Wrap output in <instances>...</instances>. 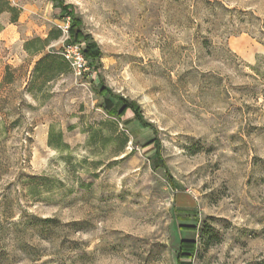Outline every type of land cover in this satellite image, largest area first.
<instances>
[{"label": "rangeland", "instance_id": "1", "mask_svg": "<svg viewBox=\"0 0 264 264\" xmlns=\"http://www.w3.org/2000/svg\"><path fill=\"white\" fill-rule=\"evenodd\" d=\"M7 1L0 264H264V0Z\"/></svg>", "mask_w": 264, "mask_h": 264}, {"label": "trees", "instance_id": "2", "mask_svg": "<svg viewBox=\"0 0 264 264\" xmlns=\"http://www.w3.org/2000/svg\"><path fill=\"white\" fill-rule=\"evenodd\" d=\"M219 4V3H216ZM220 5V4H219ZM221 6V5H220ZM222 8L226 10L223 6ZM2 14H9L11 16L10 23H14L17 19V14L18 11L11 7L10 3L7 0H0V15ZM240 26H243V23H239ZM71 30V25L69 26L68 29V34L70 33ZM239 33H248L247 29H240ZM47 41H40L39 39L31 40L26 42L24 46V50L28 53H39L43 50L41 46L39 48H33V45L35 43L41 44L42 46L46 44ZM49 60H53V62L56 65L49 66ZM56 61V62H55ZM57 61L59 64H64L65 61L64 59L57 58L52 55H46L42 57L36 64L34 74L36 75H41L44 78H47L49 76V72H58L60 70L57 66ZM20 120L19 119H14L6 123L5 121L0 123V139L5 138V136H8V134L16 127L20 125ZM59 142L61 139V136L59 135ZM48 146L49 147H54L55 145L53 144V134L50 133L48 136ZM9 149L6 147L5 143L3 141H0V180H2L4 177H6L9 172L11 171V165H10V159H9ZM34 187H31L27 185L26 189L31 191L33 190ZM14 200L11 199V193H10V188H2L0 187V222L1 221H7L10 219L11 216V211H12V206L14 204ZM193 244L196 245V242Z\"/></svg>", "mask_w": 264, "mask_h": 264}, {"label": "built area", "instance_id": "3", "mask_svg": "<svg viewBox=\"0 0 264 264\" xmlns=\"http://www.w3.org/2000/svg\"><path fill=\"white\" fill-rule=\"evenodd\" d=\"M61 29L63 33L67 34L69 29V18L66 19L65 25H63ZM64 58L68 62L72 63V67L77 71L78 74H80V72L85 71L86 62L81 56L80 49L78 47L76 46L69 47V51H66V55L64 56Z\"/></svg>", "mask_w": 264, "mask_h": 264}]
</instances>
